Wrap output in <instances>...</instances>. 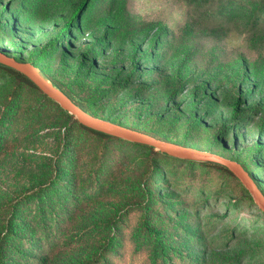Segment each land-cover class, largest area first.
Here are the masks:
<instances>
[{
    "label": "rangeland",
    "instance_id": "rangeland-1",
    "mask_svg": "<svg viewBox=\"0 0 264 264\" xmlns=\"http://www.w3.org/2000/svg\"><path fill=\"white\" fill-rule=\"evenodd\" d=\"M0 51L264 190V0H0ZM249 197L223 170L84 131L0 70V264H264Z\"/></svg>",
    "mask_w": 264,
    "mask_h": 264
},
{
    "label": "water",
    "instance_id": "water-1",
    "mask_svg": "<svg viewBox=\"0 0 264 264\" xmlns=\"http://www.w3.org/2000/svg\"><path fill=\"white\" fill-rule=\"evenodd\" d=\"M0 64L25 75L41 92L55 101L63 110L71 114L78 123L90 129L114 136L129 142L153 147L159 152L183 160L216 163L231 171L247 189L253 203L264 214V194L244 167L230 158L211 151L179 144L157 138L146 132L115 123L93 115L78 106L69 96L58 88L43 72L29 61H21L0 51Z\"/></svg>",
    "mask_w": 264,
    "mask_h": 264
},
{
    "label": "trees",
    "instance_id": "trees-1",
    "mask_svg": "<svg viewBox=\"0 0 264 264\" xmlns=\"http://www.w3.org/2000/svg\"><path fill=\"white\" fill-rule=\"evenodd\" d=\"M30 62V61H29ZM32 64H34L33 62H31ZM35 65V64H34ZM37 66V65H35ZM38 67V66H37ZM40 68V67H38ZM0 70L1 71H5L7 73H9L15 81H17L19 84H23L25 86H28V87H31V88H34L35 90L39 91L41 93L42 96H44L45 98L49 99L50 101H52L53 103L57 104L55 101H53L52 99H50L49 97H47L43 92H41L25 75L21 74L20 72L10 68V67H7V66H4L2 64H0ZM40 70L43 72V74L48 77L58 88H60L67 96H69L78 106H80L82 109H84L85 111L92 113V111L89 109L88 107V104H87V101L86 100H83L81 97H79L76 93H74L73 91L67 89L64 85H62L61 83L57 82L56 80H54L50 75H48L44 70H42L40 68ZM58 105V104H57ZM59 106V105H58ZM60 107V106H59ZM61 108V107H60ZM62 109V108H61ZM63 110V109H62ZM68 116H70L78 125L81 129H83L84 131L92 134V135H95V136H98L99 138H103V139H120V138H117V137H114V136H110V135H107V134H104L102 132H98L96 130H93V129H90L88 127H85L83 125H81L80 123L77 122V120L69 113H67L65 110H63ZM95 115V114H93ZM114 122V121H113ZM115 123H118V122H115ZM121 124V123H119ZM123 125V124H122ZM126 126V125H125ZM129 127V126H127ZM133 128V127H131ZM133 129H136V128H133ZM137 130H140V129H137ZM142 131V130H140ZM143 132H146L148 134H151L157 138H160V139H164V140H167L153 132H150V131H143ZM120 140H123V139H120ZM123 141H126V140H123ZM169 141V140H168ZM129 142V141H127ZM133 143V142H131ZM134 144H138V143H134ZM139 145H143V144H139ZM143 146H146L149 148L150 151L152 152H155V153H160L164 156H168V155H165L161 152H159L158 150L154 149L153 147H150V146H147V145H143ZM206 150V149H205ZM207 151H210V150H207ZM168 157H171V156H168ZM171 158H175V157H171ZM176 159H179V160H182V161H186V162H189V163H192V164H199L200 166L202 167H215V168H218L220 170H223L224 172L228 173L229 175H231L233 178L237 179V177L231 172L229 171L227 168L219 165V164H216V163H209V162H200V161H191V160H183V159H180V158H176ZM240 163V162H239ZM244 169H246L248 172H249V168L247 167L246 164L244 163H240ZM250 173V172H249ZM251 175V174H250ZM252 176V175H251ZM254 179V178H253ZM238 180V179H237ZM254 181L256 182V184L258 185V182L254 179ZM238 182H240L238 180ZM241 184V182H240ZM242 185V184H241ZM243 186V185H242ZM259 186V185H258ZM244 189H246L244 186H243ZM260 188V187H259ZM260 190L262 191V193L264 194V190H262L260 188ZM247 191V189H246ZM248 192V191H247ZM249 194V192H248ZM250 196V194H249ZM251 202L253 203V200H252V197L250 196L249 197ZM254 204V203H253ZM259 210V209H258ZM261 212V211H260ZM261 214L264 216V214L261 212Z\"/></svg>",
    "mask_w": 264,
    "mask_h": 264
}]
</instances>
